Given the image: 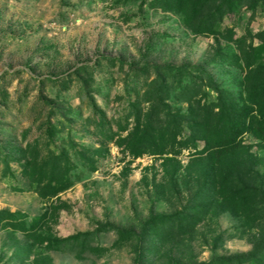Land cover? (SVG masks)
I'll return each mask as SVG.
<instances>
[{
  "label": "rangeland",
  "instance_id": "rangeland-1",
  "mask_svg": "<svg viewBox=\"0 0 264 264\" xmlns=\"http://www.w3.org/2000/svg\"><path fill=\"white\" fill-rule=\"evenodd\" d=\"M225 29L259 45L264 2L237 7L219 23ZM240 61L234 43L193 35L155 0H0V210L27 228L0 216V264H136L139 255L140 264H238L263 247L264 200L253 208L259 219H244L212 193L198 199L209 191L215 151L201 139L180 143L190 123L162 154L133 156L119 144L156 66L187 65L181 74L164 69L168 104L187 113L184 96L217 101L197 67L243 107ZM242 144L257 172L252 185L264 194V141L245 132ZM50 155L68 169L66 188L42 199L15 175L27 158ZM160 217L194 222L193 230L162 243L158 224L147 227ZM256 255L264 258V248Z\"/></svg>",
  "mask_w": 264,
  "mask_h": 264
},
{
  "label": "trees",
  "instance_id": "trees-1",
  "mask_svg": "<svg viewBox=\"0 0 264 264\" xmlns=\"http://www.w3.org/2000/svg\"><path fill=\"white\" fill-rule=\"evenodd\" d=\"M155 1L164 11L179 13L185 27L193 35H219L221 39L234 43L238 50V59L242 61L238 62V65L244 71L240 84L244 89L246 104L243 107L238 106L232 100L231 95L220 89L202 67H197V70L205 77L203 79L218 93L217 101L211 104H201L194 95L184 96L188 102V111L182 113L178 109L171 108L167 102L169 91L165 83L164 69H175L176 74H181L187 65L156 66V76L150 81L146 80L144 84L146 89L142 94V101L130 104L133 126L127 130L126 135L120 137L119 144L124 145L133 156L145 151L162 154L166 152L167 145L170 142L172 145L180 135L182 122L187 121L190 123V134L180 143L186 144L188 141L201 139L205 142L206 150L215 151L214 164L210 171L205 172L208 173L207 176L211 175L209 191L208 188L205 191L200 190L199 194L203 195L198 194L200 196L198 199L212 193L220 199L222 208L232 215L244 219H249L251 216L253 219H259L257 209L253 208H256L259 202H263L264 194L252 185L257 172L253 170L252 156L244 151L242 135L247 132L264 141V64L254 65L264 53V31L257 34L260 44L253 46L252 42L247 43L245 40L234 38L231 29L220 31L219 23L237 7L253 8L263 3L264 0ZM189 92L190 90L187 89L183 94L186 95ZM142 102L150 104L147 109L141 106ZM26 151L25 148H21L19 156L25 159ZM32 158L34 161L27 158L21 174L15 175L24 186H33L34 192L42 199L55 196L66 188L65 175L68 169L61 164L57 156H46L39 162L36 161V156ZM8 159L5 155L6 167H8ZM169 160L167 159L166 163ZM163 190L161 195L166 196V189ZM211 203L208 201L205 206L209 208ZM0 216L8 219L6 225L23 231L27 230L25 223L20 224L10 220L12 213L0 210ZM181 218L189 220L191 217L185 214ZM171 219L173 217L156 218L147 226L153 228L159 225L156 227L158 229L156 235L162 243L171 239V233L174 236H180L184 232L193 230L194 222H189V220L184 221V224L172 223ZM166 221H170L168 229L165 226ZM165 237L167 238L163 240ZM261 246L262 244L256 245L253 252L241 255L237 263L264 264V258L258 257L259 254L256 255L261 248H264V245ZM138 258L141 260V255ZM139 259L136 260V264H140Z\"/></svg>",
  "mask_w": 264,
  "mask_h": 264
}]
</instances>
